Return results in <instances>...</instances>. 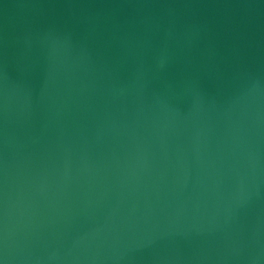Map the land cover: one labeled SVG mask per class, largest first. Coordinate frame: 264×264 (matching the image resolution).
I'll use <instances>...</instances> for the list:
<instances>
[{
	"label": "water",
	"instance_id": "water-1",
	"mask_svg": "<svg viewBox=\"0 0 264 264\" xmlns=\"http://www.w3.org/2000/svg\"><path fill=\"white\" fill-rule=\"evenodd\" d=\"M0 264H264V0H0Z\"/></svg>",
	"mask_w": 264,
	"mask_h": 264
}]
</instances>
